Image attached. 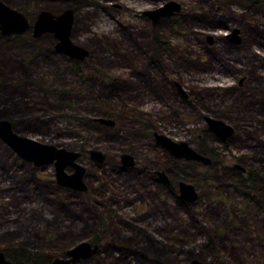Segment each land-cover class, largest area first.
I'll use <instances>...</instances> for the list:
<instances>
[{
    "label": "rangeland",
    "instance_id": "rangeland-1",
    "mask_svg": "<svg viewBox=\"0 0 264 264\" xmlns=\"http://www.w3.org/2000/svg\"><path fill=\"white\" fill-rule=\"evenodd\" d=\"M0 1L31 23L71 9L70 40L87 51H56L51 32L0 36V119L78 152L87 188L59 186L52 164L35 167L0 140V250L22 244L52 264L88 241L98 251L72 264H264V0H174L180 10L156 23L142 12L170 0ZM234 28L239 45L225 38ZM204 116L232 126V138L204 132ZM155 133L212 165L172 158ZM236 158L256 180L232 168ZM180 182L194 201L179 198Z\"/></svg>",
    "mask_w": 264,
    "mask_h": 264
},
{
    "label": "water",
    "instance_id": "water-1",
    "mask_svg": "<svg viewBox=\"0 0 264 264\" xmlns=\"http://www.w3.org/2000/svg\"><path fill=\"white\" fill-rule=\"evenodd\" d=\"M179 10V3L170 0L155 9L144 10L142 15L150 19L152 23H156L162 18L172 16ZM72 22L73 11L71 9H66L59 15H53L48 11H41L33 23H31L25 14L0 1V35H19L27 30H31L34 36H39L45 32H51L57 39L54 45L56 51L64 53L71 58L82 60L87 55V51L70 40L69 36ZM225 38L234 44H239V30L237 28L232 29L230 33L225 35ZM207 39L209 42L213 40L211 36H208ZM181 93L185 95L182 90ZM96 120L107 126H112L114 124L113 120L107 118H97ZM204 120L207 124V127L203 129L204 132L213 133L221 140L233 134V127L221 119L204 116ZM13 127L14 123L12 121L0 119V140L18 157L25 162L32 163L35 167L52 164L54 167L56 184L77 191H87L86 185L83 182L85 168L76 162L79 156L78 152L20 135L14 131ZM155 139L156 143L163 146L173 158L200 161L205 164L210 163L207 157L192 149L186 142L175 141L159 133H155ZM89 153L91 159L95 162H101L104 156V154L97 149H92ZM122 162L125 166H132L134 164L132 155L124 153L122 155ZM66 168H71L72 172H66ZM160 175L167 181V177L162 172H160ZM179 198L188 202L194 201L196 198L194 187L190 184L180 182ZM97 251V244L82 241L66 250L64 257L55 258L52 264L76 263L80 260L89 258ZM0 264H14L2 250H0ZM189 264L205 263L197 259H191Z\"/></svg>",
    "mask_w": 264,
    "mask_h": 264
},
{
    "label": "trees",
    "instance_id": "trees-1",
    "mask_svg": "<svg viewBox=\"0 0 264 264\" xmlns=\"http://www.w3.org/2000/svg\"><path fill=\"white\" fill-rule=\"evenodd\" d=\"M237 186H239V184H237ZM241 190H244V188L242 187ZM209 249H210L209 247H206V250ZM3 251L5 252L6 256L13 261L14 264H24L32 261L33 262L38 261L40 263L48 264L52 254V253L49 254L46 252L27 249L26 247H23L22 244L21 245L19 244L16 248L6 247ZM62 251L64 252L65 249L63 248L61 252Z\"/></svg>",
    "mask_w": 264,
    "mask_h": 264
},
{
    "label": "flooded vegetation",
    "instance_id": "flooded-vegetation-1",
    "mask_svg": "<svg viewBox=\"0 0 264 264\" xmlns=\"http://www.w3.org/2000/svg\"><path fill=\"white\" fill-rule=\"evenodd\" d=\"M18 11V10H17ZM27 17V16H26ZM27 31H29V30H27ZM12 35H15V34H12ZM12 35H10V36H12ZM20 35V34H19ZM0 36H2V35H0ZM10 36H6V37H10ZM239 37H240V35H239ZM241 38V37H240ZM228 40V39H227ZM229 41V40H228ZM229 42H231V41H229ZM242 42V39H240V42H239V44ZM238 44V45H239ZM234 45H236V44H234ZM243 82H244V79L242 78V79H240L239 81H238V84L241 86L242 84H243ZM99 123V122H98ZM99 124H101V125H104V126H107V125H105V124H102V123H99ZM115 126V122H114V124L112 125V126H107V127H114ZM210 133V132H209ZM213 134V133H212ZM213 135H215V134H213ZM234 135V128H233V134L231 135V136H229L228 138H226V139H224V140H221L218 136H216L221 142H227V141H229V139H231L232 138V136ZM156 143V142H155ZM156 144H158V143H156ZM159 145V144H158ZM161 146V145H160ZM163 147V146H162ZM164 148V147H163ZM165 149V148H164ZM124 153H122V154H120V156H119V160H120V163H121V165L122 166H124L125 168H131V167H134L135 166V159H134V157H133V165L132 166H125V164L122 162V155H123ZM173 158V157H172ZM105 159H106V156L104 155L103 156V158H102V160H101V162H95V163H97L98 165H101V164H103V162L105 161ZM177 159V158H176ZM236 162L235 163H233L232 164V168H235V169H237L238 171H239V173H247V171H249L248 173H250L251 175H252V173H254V177H255V179H253V180H256L257 179V177L259 176L258 175V173L254 170H252L251 168L250 169H248L249 168V166H247V164L245 163V161L243 160V159H240V158H236ZM192 161H194V160H192ZM212 160L210 161V163L208 164V166H210V165H212ZM253 171V172H252ZM160 172H162L164 175H165V173L162 171V170H156L155 171V174L157 175V177L159 178V180H161V181H163V182H165V183H170V181H169V179H168V177H167V181H165L163 178H162V176L160 175ZM241 180L243 181V182H246V180H248V181H251V177L249 176L248 178H246V179H243L242 177H241ZM256 182V181H255ZM241 184H239V186H237V187H239V189H242V187L244 188V185H243V183L242 182H240Z\"/></svg>",
    "mask_w": 264,
    "mask_h": 264
}]
</instances>
